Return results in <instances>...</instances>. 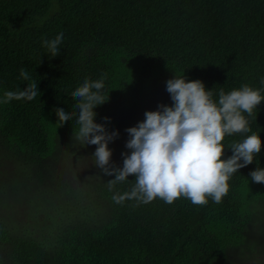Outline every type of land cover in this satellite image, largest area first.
Wrapping results in <instances>:
<instances>
[{"label": "trees", "instance_id": "trees-1", "mask_svg": "<svg viewBox=\"0 0 264 264\" xmlns=\"http://www.w3.org/2000/svg\"><path fill=\"white\" fill-rule=\"evenodd\" d=\"M61 31L52 57L41 39ZM21 69L38 94L0 105V264H264V184L249 176L264 168V100L245 114L261 152L220 203L204 205L115 203L134 174L110 191L114 174L95 166L96 146L73 140L75 117L63 123L58 111H76L74 89L104 73L109 97L95 119L119 131L108 147L120 167L125 129L172 103L165 82L174 74L201 80L214 100L242 84L264 95V0H0V95L26 87ZM230 155L225 148L221 159Z\"/></svg>", "mask_w": 264, "mask_h": 264}, {"label": "clouds", "instance_id": "clouds-1", "mask_svg": "<svg viewBox=\"0 0 264 264\" xmlns=\"http://www.w3.org/2000/svg\"><path fill=\"white\" fill-rule=\"evenodd\" d=\"M65 39L66 33L61 31L51 38H42L41 45L47 54L56 57ZM19 78L29 81L23 69ZM105 79L104 73L98 79L85 77L73 92L78 97L76 111L66 106L59 107L58 111L63 123L75 117L73 140L79 141L80 146H96L91 154L95 166L104 175L114 174L107 182L110 191L128 179L129 174H134L135 183L130 190L112 196L117 204L126 199L147 204L154 198L171 204L180 197L193 205L207 204L209 198L218 204L229 191L231 176L252 163L261 152V137L250 132L245 115L250 116L264 100L260 89L248 84L227 92L220 89L214 100L213 92L201 80L174 74L165 82L172 103H159L155 110H145L142 120L125 129L128 151L121 153L122 166L115 167L108 144L119 136V131H109L106 123L97 122L94 111L108 100L109 94L107 98L103 94ZM260 85L264 88V77ZM37 94V83L27 82L18 91L5 90L0 95V105L14 99L31 101ZM233 134H240L243 139L226 147L222 143L224 137ZM225 148L231 149V155L221 159ZM249 176L253 183L264 184V168L257 166Z\"/></svg>", "mask_w": 264, "mask_h": 264}, {"label": "rangeland", "instance_id": "rangeland-1", "mask_svg": "<svg viewBox=\"0 0 264 264\" xmlns=\"http://www.w3.org/2000/svg\"><path fill=\"white\" fill-rule=\"evenodd\" d=\"M70 157H71V153L68 155V158L67 159L69 160ZM1 166L4 167V169L7 172H9L10 174H13L15 172V167L13 166V163L10 160H5V165L3 163ZM0 169H3V168L0 167ZM12 179L14 180V177H12ZM21 184H22V186L24 188L25 187H28L30 189V184L29 183H21ZM30 195H32V191L31 190H29L27 196H30ZM24 198H21V199H24Z\"/></svg>", "mask_w": 264, "mask_h": 264}]
</instances>
